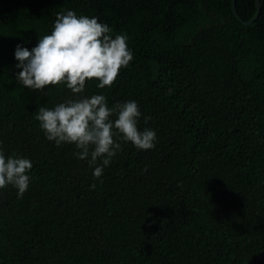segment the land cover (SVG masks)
Here are the masks:
<instances>
[{
    "label": "trees",
    "instance_id": "trees-1",
    "mask_svg": "<svg viewBox=\"0 0 264 264\" xmlns=\"http://www.w3.org/2000/svg\"><path fill=\"white\" fill-rule=\"evenodd\" d=\"M256 3L236 0L241 19ZM233 6L0 0V148L33 162L22 197L0 189V264H264V0L250 25ZM67 10L128 37L134 59L111 87L39 92L17 81V45L31 50ZM96 94L109 107L137 101L138 127L157 133L149 150L122 142L98 179L36 119Z\"/></svg>",
    "mask_w": 264,
    "mask_h": 264
},
{
    "label": "clouds",
    "instance_id": "clouds-1",
    "mask_svg": "<svg viewBox=\"0 0 264 264\" xmlns=\"http://www.w3.org/2000/svg\"><path fill=\"white\" fill-rule=\"evenodd\" d=\"M111 33L97 17L78 16L74 10L59 12L51 34L41 36L35 47L29 50L17 45L15 67L22 70L16 79L23 87L39 92L50 85L66 84L73 94H81L86 81L93 79L101 89L111 87L120 70L134 59L128 37L120 34L113 38ZM141 115L135 100L109 107L107 98L96 94L68 99L53 108L41 107L36 119L49 141L57 146L74 144L78 159L95 166L93 175L98 179L122 150V142H131L139 150L155 147L156 131L138 127ZM144 119L147 123L150 118ZM32 168L29 158L6 156L0 148V189L11 185L22 197L30 186Z\"/></svg>",
    "mask_w": 264,
    "mask_h": 264
},
{
    "label": "water",
    "instance_id": "water-1",
    "mask_svg": "<svg viewBox=\"0 0 264 264\" xmlns=\"http://www.w3.org/2000/svg\"><path fill=\"white\" fill-rule=\"evenodd\" d=\"M234 1V13L236 14V16L242 21V22H244V24L245 25H250L252 22H254V21H256L258 18H259V16H260V14H261V6H260V0H257V10H258V12H257V15L254 17V18H252V19H250L249 21H244L243 19H241V17H240V15L238 14V11H237V9H236V7H235V2H236V0H233Z\"/></svg>",
    "mask_w": 264,
    "mask_h": 264
}]
</instances>
